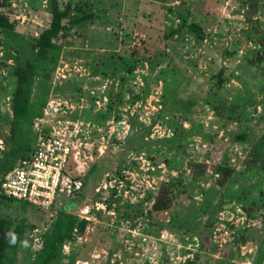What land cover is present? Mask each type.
<instances>
[{
    "label": "rangeland",
    "instance_id": "374dc122",
    "mask_svg": "<svg viewBox=\"0 0 264 264\" xmlns=\"http://www.w3.org/2000/svg\"><path fill=\"white\" fill-rule=\"evenodd\" d=\"M260 1L256 16L263 29ZM6 2L3 12L26 40L50 25L49 0ZM58 3L62 10L71 5L68 25L72 18L94 17L59 37L53 82L37 80L33 100L90 102L89 93H75L86 87L106 97L111 117L83 194L60 195L48 211L3 202L2 217L27 226L17 264L41 250L43 235L67 203L89 224L64 246L59 264H264V180L243 174L250 147L264 143V62L249 66L260 50L245 34L244 0ZM183 20L201 26L204 37L185 29L169 38ZM5 43L0 31V157L8 148L14 91L4 63L11 65L16 55V44ZM223 162L235 172L219 186L214 168ZM190 163L205 164L206 177L192 179ZM164 184L171 185L173 206L154 212Z\"/></svg>",
    "mask_w": 264,
    "mask_h": 264
},
{
    "label": "trees",
    "instance_id": "16d2710c",
    "mask_svg": "<svg viewBox=\"0 0 264 264\" xmlns=\"http://www.w3.org/2000/svg\"><path fill=\"white\" fill-rule=\"evenodd\" d=\"M244 2L247 8L245 12L246 22L249 25L245 34L248 37H254V41L260 50L258 54H252L253 59L249 66L253 67L264 62V28H261L256 16L261 1L244 0ZM6 3V0H0V31L5 36L6 46H11V43L16 44L13 48L16 55L11 57L13 60L11 65L4 63L13 80L14 91L11 96L12 119L10 122V132L9 136L4 138L8 148L6 151H2V156L0 157V185L9 171L15 168L21 161L30 159L35 151L36 138L34 132L32 133L33 124L36 119L42 116L47 101L44 99L33 100L34 87L36 81L39 79L49 84L53 82L56 59L62 51L61 47L56 44L57 40L61 35L70 30L72 24L80 25L84 21L94 17L92 14L78 19L72 18L71 25H68L66 20L71 17V5H67L62 10L58 0H49L50 25L39 36L26 40L16 32L15 24L3 12ZM259 27L262 29L261 31ZM185 29L193 32L197 38L201 39L204 37V31L201 26L194 23L188 24L186 20L181 21L178 28L173 29L168 37L173 38ZM19 37L21 40L18 43H15L12 39L16 40ZM222 75L223 71L219 74L220 86L224 83L223 79H221ZM75 91V93H83L84 96L89 93L86 87L83 89L78 87ZM70 97L74 98L72 95ZM90 102L93 104V99L90 98ZM94 109L95 107L91 105V108L83 110L81 112L83 115L80 119L105 126L107 120L111 117V113H107L106 110L96 112ZM175 140L179 141V139ZM95 163L90 164V166L92 165V171L89 172L92 173L89 176V173L86 176H82V190L71 196L83 194L88 181H90L97 170ZM246 165L247 171L243 172V174L246 175L247 173L249 177L256 180H264V143L260 145L255 144L250 147L246 157ZM189 170L194 180H202L207 174L205 164L190 163ZM214 172L217 175V184L225 186V182L229 183L235 171L227 162H223L214 168ZM154 199L152 207L154 212L170 210L174 202L171 185L164 184L159 195ZM10 200L12 199L0 195V208L3 202ZM70 202L73 205L75 204L72 201ZM68 205L72 206L70 203H67L64 209L57 212L54 223L43 235L41 250L33 256L29 255L31 260L27 264H59L65 256L63 251L64 246L72 242L76 233L82 235L85 232L89 222L73 214L70 210L71 207L70 209L67 208ZM26 232V224L9 220L0 214V264H17L16 255Z\"/></svg>",
    "mask_w": 264,
    "mask_h": 264
},
{
    "label": "built area",
    "instance_id": "2783aa9c",
    "mask_svg": "<svg viewBox=\"0 0 264 264\" xmlns=\"http://www.w3.org/2000/svg\"><path fill=\"white\" fill-rule=\"evenodd\" d=\"M90 96L93 104L86 97L73 100L74 103L59 98L49 100L44 116L33 126L36 135L33 155L6 174L0 195L48 211L60 195L71 196L82 190L83 172L105 147V126L64 117L89 109L91 105L96 112L104 111L106 97L94 90H89Z\"/></svg>",
    "mask_w": 264,
    "mask_h": 264
}]
</instances>
